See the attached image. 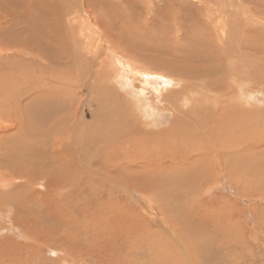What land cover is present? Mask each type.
Returning <instances> with one entry per match:
<instances>
[{
    "label": "rangeland",
    "instance_id": "374dc122",
    "mask_svg": "<svg viewBox=\"0 0 264 264\" xmlns=\"http://www.w3.org/2000/svg\"><path fill=\"white\" fill-rule=\"evenodd\" d=\"M190 1L0 0V264H264V0Z\"/></svg>",
    "mask_w": 264,
    "mask_h": 264
},
{
    "label": "bare ground",
    "instance_id": "6f19581e",
    "mask_svg": "<svg viewBox=\"0 0 264 264\" xmlns=\"http://www.w3.org/2000/svg\"><path fill=\"white\" fill-rule=\"evenodd\" d=\"M31 1H32L31 4H32V3L39 4V3H41V1L43 2V0H31ZM45 1H47V0H45ZM62 1H63V0H62ZM73 1L75 2L76 0H73ZM110 1H112V2H118V1H120V0H110ZM188 1H190V0H188ZM202 1H203V0H191L190 3L192 4V7H198V6H200V4H201ZM52 2H53V1H52ZM204 2H205V0H204ZM69 3H70V1H69ZM75 3H76V2H75ZM126 3H128V1H127ZM202 4H203V3H202ZM207 4H208V3H207ZM64 5H65V4H64ZM76 5H77V4H76ZM60 6H61V5H60ZM87 6H89L90 9H94V5H93V4L90 5V3H89ZM87 6H86V7H87ZM122 6H123L122 3H120V4H118V5L116 4V5H114V7L111 6L112 11H114L116 14H119V16L117 17V19H118L119 22H121V21H120V20H121V17H120V9H121ZM150 6H152V5H150ZM203 6H204V5H203ZM203 6H201V7H203ZM206 6H207V5H206ZM37 7H39V9H41L40 4H39V6H37ZM77 7H78V6H77ZM51 8H52V7H51ZM83 8H85V7H83ZM34 9H35V8H34ZM79 9H80V8H79ZM85 9H86V8H85ZM182 9L188 10L187 7H186V8H183V7L180 6V7H179L178 14H177V13H175V14L178 15L179 17H181V16H180V13H181V10H182ZM87 10H88V9H87ZM94 10H95V9H94ZM59 11H60V10H59ZM72 11H73V10H72ZM74 11H76V10H74ZM188 11H189V10H188ZM67 12H69V11H67ZM78 12H79V11H78ZM75 13H77V12H75ZM75 13H74V14H75ZM187 13H188V12H187ZM202 13H203V12H202ZM244 13H245V12H244ZM52 14H53V13H52ZM61 14H62V13H61ZM74 14H73V15H74ZM198 14H199V13H198ZM70 15L72 16V13H70ZM79 15H80V14H78V16H79ZM75 16H76V15H75ZM75 16H74V17H75ZM195 16H196V15H195ZM195 16H193V17H195ZM246 16H247V15H246ZM3 17H4V15H3ZM7 17H8V15H7ZM146 17H147V16H146ZM196 17H197V16H196ZM44 18H45V17H44ZM61 18H62V17H61ZM176 18H177V17H176ZM181 18H182V17H181ZM143 19H144V22H145L146 25H153V26L155 25V28H154V31H155V32H152V29L150 28V32H151L153 35H154V34H157L158 31H159V29H163V28L166 26V24H165L166 22L164 23L165 18H163V17H161V18L158 19V21L162 24V25H161V24L159 23V24L161 25L160 28H159V26L156 25V23H153L151 19H149V18H143ZM152 19H153V18H152ZM192 19H193V18H192ZM58 20H59V19H58ZM61 20H62V19H60V21H61ZM72 20H73V19H72ZM194 20H195V19H194ZM63 21H64V20H63ZM153 21H154V20H153ZM165 21H166V20H165ZM183 21H184V20H183ZM34 22H35V21H34ZM64 22H66V21H64ZM66 23H67V22H66ZM157 23H158V22H157ZM181 23H182V22H181ZM181 23H180V22H179V23H176V24H175V27H177L178 25L180 26ZM68 24H69V23H68ZM159 24H158V25H159ZM1 25H2V24H1ZM66 25H67V24H66ZM67 26H68V25H67ZM191 26H192V25H191ZM104 27H105V26H104ZM117 27H118V26H117ZM193 27H194V26H193ZM196 27H197V26H196ZM101 29H102V28H101ZM108 29H109V28H108ZM67 31H68V30H67ZM124 31H126V30H124ZM196 31H197V30H196ZM196 31H195V32H196ZM177 32H178V31H177ZM184 32H185V31H184ZM126 33H127V32H126ZM171 33H172V32H171ZM225 33H226V32H225ZM5 35H6V34H5ZM133 35H134V34H133ZM158 35H159V34H158ZM191 35H192V34H191ZM228 35H230V34L228 33ZM39 36H40V35H39ZM39 36H38V37H39ZM54 36H56V35H54ZM135 36L137 37L136 34H135ZM142 36H143V35H142ZM148 36H149V35H148ZM193 36H194V35H193ZM195 36H196V35H195ZM197 36H198V35H197ZM226 36H227V35H226ZM231 36H232V35H231ZM231 36H229V37L227 36V38H230ZM2 37H4V36H2ZM2 37H1V38H2ZM98 37H100V36H98ZM101 37H102V36H101ZM103 37H104V36H103ZM130 37H131V36H130ZM136 37H134V39H136ZM164 37L166 38L165 35H164ZM204 37H205V36H204ZM219 37H220V36H219ZM1 38H0V40H1V45H3L4 47L7 48V46H8L7 44H8V42H9L10 38L7 37L8 40H7V39H4V40H3V39H1ZM50 38H51V37H50ZM108 38H109V37H108ZM160 38H161V37H160ZM185 38H186V37H185ZM225 38H226V37H225ZM98 39H99V38H98ZM98 39L96 38L95 40H98ZM114 39H115V38H114ZM117 39H118V38H117ZM179 39H180V38H179ZM220 39H221V38H220ZM231 39H232V38H231ZM109 40H110V39H109ZM150 40H151V39H150ZM166 40H167V38H166ZM36 41H37V40H36ZM110 41H111V40H110ZM132 41H134V40H132ZM136 41H137V40H136ZM143 41H144V40H143ZM169 41H170V40H169ZM12 42H15V41H12ZM115 42H116V41H115ZM147 42H148V41H147ZM147 42H146V43H147ZM165 42H166V41H165ZM167 42H168V41H167ZM83 43H84V42H83ZM90 43H91V41H90ZM146 43H145V44H146ZM165 44H166V43H165ZM168 44H169V42H168ZM179 44H180V43H179ZM129 45H130V44H129ZM134 45H135V44H134ZM186 45H187V44H186ZM117 46H118V45H117ZM119 46H120V45H119ZM144 46H145V45H144ZM163 46H164V44H163ZM170 46H171V45H170ZM175 46H176V45H175ZM114 47H115V46H114ZM173 47H174V46H173ZM154 48H156V47H154ZM164 48H165V46H164ZM166 48H167V47H166ZM166 48H165V49H166ZM72 49H73V48H72ZM86 49H87V48H86ZM4 50H5V49H4ZM6 50H7V49H6ZM8 50H9V49H8ZM41 50H42V49H41ZM79 50H80V49H79ZM148 50H149V49H148ZM166 50H167V49H166ZM177 50H178V48H177ZM146 51H147V50H146ZM175 51H176V50L174 49L173 52H172V53H173L172 55H174V56H175V53H177V51H176V52H175ZM178 51H179V50H178ZM44 52H45V51H44ZM140 52H141V51H140ZM149 52H150V51H149ZM79 53H80V52H79ZM141 53H142V52H141ZM216 53H217V52H216ZM142 54H143V53H142ZM178 54H179V53H178ZM83 55H84V54H83ZM217 55H219V54H217ZM33 56H35V57L38 56L37 52H35V54H33ZM68 56H69V55H68ZM68 56H67V57H68ZM174 56H173V58H174ZM176 56H177V55H176ZM63 58H64V57H63ZM218 58H219V57L217 56V59H218ZM69 59H70V57H69ZM84 59H85V57H84ZM145 59H146V58H145ZM156 59H157V58H156ZM181 59H182V58H181ZM87 60H88V59H87ZM142 60H143V59H142ZM138 61H139V60H138ZM149 61H150V63H152L151 61H153V59H151V60H149ZM156 61H158V60H156ZM173 61H174V60H173ZM219 61H220V60H219ZM219 61H218V62H219ZM91 62H92V61H91ZM94 62H95V59H94ZM145 62H146V61H145ZM174 62H175V61H174ZM97 63H98V61H97ZM97 63H96V64H97ZM100 63H101V62H100ZM171 63H173V62H171ZM213 63H214V62H212L211 64H213ZM220 63H222V62L220 61ZM134 64H135V63H134ZM136 64H138V63H136ZM158 64H160V63H158ZM158 64H157V67H158ZM161 64H162V63H161ZM207 64H208V63H207ZM214 64H217V63H214ZM218 64H219V63H218ZM82 65H83V64H82ZM147 65H150V64L147 63ZM165 65H166V64H165ZM165 65H164L163 67H165ZM172 65H173V64L169 65V67L171 68ZM174 65H175V64H174ZM176 65H177V61H176ZM129 66H130V65H129ZM132 66H133V64H132ZM177 66H178V65H177ZM177 66H176V67H177ZM219 66L222 67V65H219ZM224 66H225V65H224ZM80 67H81V66H80ZM84 67H85V66H84ZM173 67H174V66H173ZM185 67H188V66H185ZM185 67H184V68H185ZM213 67H214V66H213ZM217 67H218V66H217ZM217 67H215V68H217ZM133 68H134V67H133ZM136 68H137V67H136ZM149 68H150V67H149ZM154 68H155V67H153V69H154ZM167 68H168V66H167ZM177 68H178V67H177ZM218 68H219V67H218ZM224 68H225V67H224ZM71 69H72V68H71ZM82 69H83V68H82ZM93 69H94V68H93ZM130 69H131V68H130ZM137 69H138V68H137ZM153 69H152V71H153ZM160 69H161V68H160ZM225 69H226V68H225ZM78 70H79V69H78ZM161 70H163V68H162ZM161 70H160V71H161ZM171 70H172V69H171ZM177 70H178V69H177ZM189 70H190V69H189ZM189 70H188V71H189ZM215 70H216V69H215ZM76 71H77V70H76ZM93 71H94V70H93ZM108 71H109V70H108ZM139 71H140V70H139ZM148 71H149V70H148ZM156 71H157V70H156ZM156 71H155V72H156ZM174 71H175V70H174ZM216 71H217V70H216ZM222 71H224V70H222ZM77 72H78V71H77ZM88 72H89V71H88ZM143 72H145V71H143ZM150 72H151V71H150ZM176 72H177V71H176ZM176 72H175V73H176ZM231 72H232V71H231ZM69 73H70V72H69ZM72 73H73V72H72ZM112 73H113V72H112ZM136 73H137V72H136ZM177 73H178V72H177ZM97 74H98V73H97ZM97 74H96V75H97ZM133 74H134V73H133ZM151 74H152V73H151ZM156 74H157V73H156ZM167 74H168V73H167ZM170 74H171V73H170ZM222 74H224V73H222ZM88 75H89V73H88ZM93 75H94V74H93ZM93 75H92V76H93ZM99 75H100V73H99ZM106 75H107V74H106ZM135 75H136V74H135ZM135 75H134V76H135ZM138 75H139V74H138ZM138 75H137V76H138ZM189 75L192 76V73H188V74L185 75L184 77L187 78V79H189ZM195 75H196V73H195ZM198 75H199V74H198ZM74 76H76V75H74ZM110 76H111V75H110ZM167 76H168V75H167ZM182 76H183V75H182ZM222 76H223V75H222ZM229 76H230V75H229ZM229 76H227V77H229ZM234 76H236V75H234ZM237 76H238V75H237ZM64 77H65V76H64ZM94 77H95V76H94ZM138 77H139V76H138ZM143 77H144V76H143ZM145 77H146V76H145ZM148 77H149V76H148ZM153 77H154V76H153ZM195 77H197V76H195ZM202 77H203V76H202ZM217 77H219V76H217ZM220 77H221V76H220ZM220 77H219V79H220ZM224 77H226L225 74H224ZM95 78H96V77H95ZM136 78H137V77H136ZM151 78H152V77H151ZM156 78H157V77H156ZM161 78H163V77H161ZM164 78H165V77H164ZM164 78H163V79H164ZM232 78H233V76H232ZM75 79H76V78H75ZM138 79H139V78H138ZM214 79H216V77H215ZM81 80H82V78H81ZM83 80H84V79H83ZM106 80H107V79H106ZM106 80H105V81H106ZM153 80H154V79H153ZM210 80H213V79L210 78ZM63 81H64V80H63ZM93 81H94V80H93ZM99 81H100V80H99ZM219 81H220V80H219ZM77 82H78V81H77ZM82 82H83V81H82ZM85 82H86V81H85ZM157 82H158V81H157ZM91 83H92V82H91ZM105 83H106V82H105ZM109 83H110V82H109ZM175 83H177V82H175ZM220 83H221V82H220ZM222 83H223V82H222ZM227 83H228V82H227ZM81 84H82V83H81ZM85 84H86V83H85ZM93 84H94V82H93ZM103 84H104V83H103ZM110 84H111V83H110ZM90 85H91V84H90ZM94 85H96V83H95ZM94 85H93V86H94ZM111 85H112V84H111ZM166 85H167V84H166ZM176 85H177V84H176ZM176 85H175V86H176ZM185 85H192V86H195V84L192 83V82L185 83ZM223 85H225V84H223ZM77 86H78V85H77ZM85 86H86V85H85ZM113 86H114V85H113ZM225 86H226V85H225ZM2 87H3V86H2ZM96 87H98V86H96ZM96 87H95V89H97ZM103 87H104V86H103ZM107 87H108V86L106 85V87L104 88V90L107 91V89H106ZM180 87H181V86H180ZM200 87H201V88H205L204 85H200ZM220 87H222V86H220ZM226 87H227V86H226ZM231 87H232V86H231ZM59 88H60V87H59ZM71 88H72V87H71ZM71 88H70V89H71ZM92 88H93V87H92ZM101 88H102V87H101ZM169 88H170V87H169ZM181 88H182V87H181ZM222 88H224V87H222ZM62 89H63V88H62ZM112 89H114V88H112ZM185 89H188V91L190 90L189 88H187V87L184 86V88H182V90H185ZM209 89H210V88H209ZM233 89H235V88L233 87ZM102 90H103V89H102ZM164 90H165V89H164ZM171 90H173V88H172ZM171 90H170V91H169V90H166V91H169L171 95H174V93L172 94ZM211 90H212V89H211ZM58 91H60V90H58ZM58 91H57V92H58ZM93 91H94V90H93ZM97 91H98V90H97ZM118 91H119V90H118ZM162 91H163V90H162ZM95 92H96V90H95ZM95 92H94V93H95ZM107 92H108V91H107ZM115 92H116V91H115ZM226 92H227V89H226ZM229 92H230V91H229ZM92 93H93V92H92ZM92 93H91V94H92ZM94 93H93V94H94ZM96 93H97V92H96ZM99 93H102V92L99 91ZM112 93H114V92H112ZM166 93H167V92H166ZM166 93H165V94H166ZM214 93H215V92H214ZM241 93H242V92H241ZM65 94H66V93H65ZM107 94H108V93H107ZM109 94H110V92H109ZM118 94H119V93H118ZM165 94H164V95H165ZM183 94H184V93H183ZM217 94H218V93H217ZM68 95H69V94H68ZM73 95H74V94H73ZM116 95H117V93H116ZM65 96H66V95H65ZM84 96H85V95H84ZM89 96H90V95H89ZM101 96H102V94H101ZM111 96H114V95L111 94ZM111 96H110V97H111ZM166 96H168V94H167ZM179 96H180V95H179ZM239 96L241 97V95H239ZM95 97H97V96H95ZM99 97H100V96H99ZM99 97H98V98H99ZM123 97H124V96H123ZM161 97H162V96H161ZM227 97H228V96H227ZM79 98H80V97H79ZM86 98H87V97H86ZM92 98H93V96H92ZM102 98H103V97H102ZM107 98H108V95H107ZM113 98H114V97H113ZM116 98H118V97H116ZM124 98H125V97H124ZM168 98H169V96H168ZM178 98H179V97H178ZM180 98H182V97H180ZM81 99H82V98H81ZM87 99H88V98H87ZM108 99H109V98H108ZM121 99H122V98H121ZM163 99H164V97H163ZM193 99H194V98H193ZM76 100H77V99H76ZM91 100H92V99H91ZM96 100H97V99H96ZM128 100H129V99H127V101H128ZM170 100H171V99H170ZM170 100H169V101H170ZM173 100H174V99H173ZM221 100H222V99H221ZM240 100H241V99H240ZM119 101H120V100H119ZM119 101H118V102H119ZM121 101H122V100H121ZM171 101H172V100H171ZM174 101H176V100H174ZM185 101H186L185 104H191V101H193V100H192L191 98H189V96H187L186 99H185ZM206 101H207V100H206ZM108 103H109V102H108ZM161 103H162V101H161ZM173 103H174V102H173ZM183 103H184V102H183ZM121 104H122V103H121ZM129 104H130V103H129ZM235 104H236V103H235ZM112 105H113V104H112ZM119 105H120V104H119ZM144 105H145V104H144ZM169 105H170V104H169ZM211 105H212V104H211ZM122 106H123V105H122ZM131 106H132V105H131ZM142 106H143V105H142ZM177 106H178V105H177ZM232 106H233V105H232ZM234 106H235V105H234ZM236 106H238V105H236ZM116 107H117V106H116ZM146 107H147V105H146ZM194 107H195V106H194ZM121 108H122V107H121ZM121 108H120V109H121ZM125 108H126V107H125ZM144 108H145V107H144ZM165 108H166V107H165ZM170 108H171V106H170ZM199 108H200V107H199ZM202 108H204V106H203ZM238 108H239V107H238ZM123 109H124V108H123ZM172 109H173V107H172ZM81 111H82V110H81ZM115 111H116V110H115ZM125 111H126V110H125ZM131 111H132V110H131ZM131 111H130V114H131ZM193 111H195V110H191V109H190V110L187 112V114L183 116L184 119H183L182 121H183V123H184L185 126H187V125L190 123V126H191L192 128L197 129L198 125H197V121H196L195 118L193 117V116H194V112H193ZM200 111H201V110H200ZM234 111H235V110H234ZM109 112H110V111H109ZM112 112H113V111H112ZM116 112H117V111H116ZM118 112H119V111H118ZM105 113H106V112L104 111L103 114H105ZM124 113H125V112H124ZM124 113H123V115H124ZM202 113H204V112H202ZM235 113H239L238 110H236L232 115H234ZM241 113H242V112H241ZM119 114H120V112H119ZM127 114H128V113H127ZM127 114H126V115H127ZM145 114H146V113H145ZM230 114H231V113H230ZM230 114H229V115H230ZM242 114H243V113H242ZM105 115H107V114H105ZM110 115H111V114H110ZM116 115H117V114H116ZM123 115H122V116H123ZM235 115H236V114H235ZM100 116H101V115H100ZM107 116H108V115H107ZM111 116H112V115H111ZM111 116H110V117H111ZM114 116H115V115H114ZM124 116H125V115H124ZM127 116H128V115H127ZM129 116H130V115H129ZM142 116H143V115H142ZM178 116H179V115H178ZM239 116H240V114H239ZM105 117H106V116H104V119L106 120ZM110 117H109V118H110ZM231 117H232V116H231ZM102 118H103V117H102ZM107 118H108V117H107ZM112 118H113V116H112ZM128 118H129V117H128ZM181 118H182V117H181ZM193 118H194V119H193ZM234 118H235V117H234ZM116 119H117V118H116ZM116 119H115V120H116ZM119 119H120V118H119ZM121 119H122V118H121ZM121 119H120V120H121ZM124 119H126V118L124 117ZM131 119H132V118H131ZM222 119H223V118H222ZM224 119H225V118H224ZM97 120H98V119H97ZM113 120H114V119H113ZM122 120H123V119H122ZM129 120H130V118H129ZM175 120H176V119H175ZM108 121H109V120H108ZM116 121H117V122H116ZM116 121H114V122H112V123H113V124H114L115 122L118 123V120H116ZM177 121H179V120H177ZM200 121H201V120H200ZM99 122H100V121H99ZM120 122H121V121H120ZM120 122H119V123H120ZM122 122H123V124H124L125 120H123ZM233 122H234V121H233ZM89 123H90V122H89ZM112 123H111V124H112ZM116 123H115V124H116ZM119 123H118V124H119ZM127 123H129V122H127ZM133 123H134V122H133ZM176 123H177V122H176ZM176 123H174V126L176 125ZM227 123H228V122H227ZM101 124H102V123H101ZM121 124H122V123H120V125H121ZM130 124H131V123H130ZM181 124H182V123H181ZM109 125H110V123H109ZM126 125H127V124H126ZM128 125H129V124H128ZM228 125H229V123H228ZM93 126H94V125H93ZM99 126H100V125H99ZM103 126H104V125H103ZM116 126H117V125H116ZM116 126H115V127H116ZM122 126H123V125H121V129L123 128ZM130 126H131V125H129V127H130ZM174 126H173V127H174ZM208 126H209V125H208ZM208 126H207V127H208ZM212 126H213V125H212ZM96 127H97V126H96ZM101 127H102V126H101ZM101 127H99V128H101ZM104 127H106V126H104ZM129 127H128V128H129ZM181 127H182V125H180V123H178V125H176V126L174 127V129H176V128H181ZM93 128H94V127H93ZM99 128H98V129H99ZM119 128H120V127H119ZM119 128H118V130H119ZM124 128H125V125H124ZM168 128H169V127H168ZM202 128H203V127H202ZM202 128H201V129H202ZM213 128H214V127H213ZM230 128H231V127H230ZM121 129H120V130H121ZM129 129H130V128H129ZM205 129H206V127H205ZM205 129H204V130H205ZM208 129H209V127H208ZM237 129H238V128H237ZM104 130H105V129H104ZM108 130H110V129L108 128ZM111 130H112V129H111ZM113 130L115 131V128H114ZM198 130H199V129H198ZM198 130H196V131H198ZM86 131H87V130H86ZM91 131L94 132V130H91ZM114 131H113V132H114ZM124 131H125V130H124ZM217 131H218V130H217ZM108 132H109V131H108ZM111 132H112V131H111ZM115 132H116V131H115ZM119 132H120V131H119ZM119 132H116V133L119 134ZM122 132H123V131H122ZM83 133H84V132H83ZM106 133H107V131H106ZM106 133H105V134H106ZM109 133H110V132H109ZM191 133H192V132H191ZM240 133H242V132H240ZM105 134H104V136H106ZM126 134H127V133H126ZM133 134H134V133H133ZM178 134H179V133H174L173 136H171V138H167V137L164 136V137H165V140L169 142V144H170V148H171V147H172V148H176L177 145H178V143L182 141L181 138H183V137L178 136ZM220 134H221V133H220ZM114 135H115V134H114ZM121 135H122V134H121ZM121 135H120V136H121ZM124 135H125V134H124ZM162 135H163V134H162ZM179 135H180V134H179ZM181 135H182V134H181ZM202 135H204V134H202ZM208 135H209V134H208ZM82 136H83V135H82ZM194 136H196V135H194ZM204 136H205V135H204ZM210 136H213V135H210ZM129 137H130V136H129ZM206 137H207V136H206ZM222 137H223V136H222ZM255 137H256V136H255ZM117 138H118V137H117ZM119 138L121 139L122 137H119ZM194 138H195V137H194ZM210 138H211V137H210ZM217 138H219V137H217ZM225 138H226V137H225ZM225 138H224V139H225ZM107 139H108V137H107ZM122 139H123V138H122ZM154 139H155V138H154ZM198 139H199V137H198ZM198 139H195L194 141H193V140H190L191 142H190V141L188 142V145L190 146V148H187V151H185L186 154H188V153L190 152L191 155H193V156L195 157L194 160H195L196 162H198V164L201 165V167H203V168H207L206 170L209 171L210 174H211V173L214 174L215 171H217L218 169L221 170V171H220L221 174H222V173L225 174V175H227L228 173L231 174V173L229 172L228 168H227L228 166L226 167L224 163L221 164V165H219V163L217 164V161H216L214 155L211 156V155L206 154L205 146H204L203 144H201V143L199 142L200 139H199V140H198ZM203 139H204V138H203ZM203 139H201V141H202ZM205 139L207 140V138H205ZM213 139H214V138H213ZM221 139H222V138H221ZM84 140H85V139H84ZM88 140H89V139H88ZM100 140H101V139H100ZM109 140H110V139H109ZM109 140H108V141H109ZM118 140H119V139H118ZM127 140H128V139H127ZM210 140H212V139H210ZM222 140H223V139H222ZM225 140H226V139H225ZM225 140H224V141H225ZM232 140H233V139H232ZM232 140H229V142H230V141L232 142ZM207 141H208V140H207ZM212 141H213V140H212ZM224 141H223V142H224ZM226 141H228V140H226ZM80 142H81V141H80ZM103 142H104V141H103ZM110 142H111V141H110ZM119 142H120V141H119ZM122 142H124V141H122ZM161 142H162V140H161ZM164 142H165V141H164ZM208 142H210V141H208ZM229 142H228V144L231 145V143H229ZM155 143H156V141H155ZM219 143H220V142H219ZM224 143H225V142H224ZM232 143H233V142H232ZM234 143H236V142H234ZM117 144H118V143H117ZM126 144H130V141H127ZM167 144H168V143H167ZM193 144L196 146V149H198V151H196V149H194V150L191 149V147H194ZM225 144H226V143H225ZM225 144H224V145H225ZM228 144L224 146V145L221 143V145H223L224 147H221V148L218 149V150H222V149L226 150L225 148H227ZM99 145H100V146H103V145H101V144H99ZM99 145H98V146H99ZM111 145H112V144H111ZM115 145H116V144H115ZM180 145H182V144H180ZM215 145H216V144H215ZM162 146H164V145H162ZM165 146H166V145H165ZM178 146H179V145H178ZM213 146H214V144H213ZM240 146H241V144H240ZM112 147H113V146H112ZM214 147H215V146H214ZM230 147H231V146H230ZM101 148H102V147H101ZM108 148H110V147L108 146ZM108 148H107V149H108ZM158 148H160V147H158ZM162 148H164V147H162ZM162 148H161L160 150H163ZM179 148H180V147H179ZM217 148H218V147H217ZM232 148H233V144H232ZM110 149H112V148H110ZM117 149H118V148H117ZM154 149H155V148H154ZM164 149H165V148H164ZM176 149H177V148H176ZM242 149H243V148H242ZM156 150H157V148H156ZM216 150H217V149H216ZM216 150H215V151H216ZM228 150H229V147H228ZM228 150H227V151H222V152H223V153H222L223 158H227L226 156H230V155H231V152L228 151ZM95 151H96V148H95ZM108 151H110V150L108 149L107 152H108ZM170 151H171V150H170ZM235 151H236V149H235ZM113 152H114V151H112V152L110 151V153L108 154V156L110 157V156L113 154ZM115 152H116V151H115ZM157 152H159V151H157ZM236 152H238V151H236ZM236 152H235V153H236ZM102 153H103V152H102ZM123 154H125V153H123ZM126 154H128V152H127ZM126 154H125V155H126ZM161 154H163V153H161ZM149 155H152V154H149ZM153 155H154L153 157H155L153 160H155V159L159 160V159H158V158H159V154L154 153ZM173 155H176V154H173ZM173 155H172V156H173ZM97 156H98V155H97ZM180 156H182V155H181V154H177L174 158L171 159V165H172V166H178V165H181V166H183V167H184V166H185V167L188 166V163H189V162L187 163L186 161L180 162V163L178 164V162H179L178 160H180V159H185V156H183V157H180ZM197 156H198V158H196ZM153 157H151V158L149 157V159H147V160L149 161V160H151ZM163 157H165V156H162V157H160V158L162 159ZM194 157H193V158H194ZM129 158H130V157H129ZM187 158H188V157H187ZM105 159H106V158H105ZM197 159H199L200 161L197 160ZM229 159H231V158H229ZM229 159H228V160H229ZM129 160H130V159H129ZM129 160H128V161H129ZM163 160H164V159H163ZM191 160H192V159H191ZM224 160H225V159H223V161H224ZM228 160H227V162H228ZM105 161H106V160H105ZM109 161H110V160H109ZM148 161L144 160V165H145L144 168H145V169H149V168H151L150 166H148V165H149V164L147 163ZM164 161H165V160H164ZM177 161H178V162H177ZM118 162H119V161H118ZM118 162H117V163H118ZM167 162H168V161H167ZM224 162H225V161H224ZM193 163H195V162L192 160V164H193ZM114 164H115V163H114ZM166 164H167V163H166ZM189 164H190V163H189ZM192 164H191V165H192ZM244 164H247V163H244ZM111 165H112V164H111ZM116 165H117V166H123V165H124V167H125L126 165H132V160H130V162H128V163H124L123 165H121L120 163H119V164H116ZM163 165H164V164L161 163L160 166L158 167V169L160 168L161 171L164 170L165 167H164ZM106 166L109 167L108 164H107ZM114 166H115V165H114ZM141 166H142V165H141ZM217 166H218L219 168L216 170V167H217ZM130 167H131V166H130ZM155 167H157V166H155ZM109 168H110V167H109ZM112 168H113V167H112ZM238 168H239V167H238ZM238 168H237V169H238ZM240 168H241V166H240ZM114 169H115V168H114ZM152 169H153V168H152ZM165 169H167V167H166ZM173 169H174V168H173ZM178 169H179V168H178ZM195 170H196V169H195ZM149 171H150V170H149ZM151 172H152V171H151ZM162 172H163V171H162ZM204 172H205V171H204ZM146 173H147V171H146ZM209 177H210V176H209ZM229 177H230V176H229ZM231 177H232V176H231ZM232 178H233V177H232ZM0 180H1V179H0ZM3 180H4V179H3ZM152 183H153V182H152ZM238 183H240V182H238ZM57 184H59V183H57ZM154 184H156V183H154ZM154 184H153V186H155ZM1 186H2V184H1ZM177 187H178V186H177ZM138 215H139V214H138ZM109 224H110V223H109ZM117 224H118V223H117ZM130 229H131V228H130ZM123 230H124V229H123ZM120 231H121V230H120ZM121 236H122V235H121ZM32 237H33V236H32ZM116 238H117V237H116ZM149 239H150V238H149ZM141 240H142V239H141ZM123 241H124V240H123ZM109 243H110V242H109ZM119 243H120V242H119Z\"/></svg>",
    "mask_w": 264,
    "mask_h": 264
}]
</instances>
